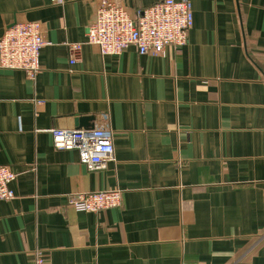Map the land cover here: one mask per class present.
I'll return each mask as SVG.
<instances>
[{"label":"crops","instance_id":"obj_1","mask_svg":"<svg viewBox=\"0 0 264 264\" xmlns=\"http://www.w3.org/2000/svg\"><path fill=\"white\" fill-rule=\"evenodd\" d=\"M134 17L159 0H113ZM187 42L160 55L100 53L85 30L100 0H0V36L39 21L40 70L0 68V264H264V0H189ZM81 43L74 63L68 44ZM112 130L88 171L50 128ZM121 190L75 211L70 194Z\"/></svg>","mask_w":264,"mask_h":264},{"label":"built area","instance_id":"obj_2","mask_svg":"<svg viewBox=\"0 0 264 264\" xmlns=\"http://www.w3.org/2000/svg\"><path fill=\"white\" fill-rule=\"evenodd\" d=\"M60 1V0H53ZM193 25L189 0H159L144 7L132 17L128 10L113 0H100L96 16L85 30L86 42L97 46L100 53L120 54L133 45L140 54L160 55L167 46L181 47L187 42ZM46 44L39 21L15 22L5 27L0 36V68L22 70L33 78L40 70L39 54ZM74 63L81 43L68 44ZM57 149H74L88 171L105 168L113 160L112 130L98 122L92 128L48 130ZM16 174L8 165H0V200L14 197L10 186ZM69 204L75 211L98 212L121 205V190L102 189L70 194ZM33 264H46L41 249L32 252ZM202 264V263H185Z\"/></svg>","mask_w":264,"mask_h":264}]
</instances>
